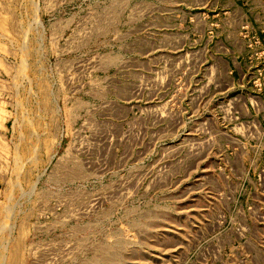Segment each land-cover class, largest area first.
<instances>
[{"label": "rangeland", "instance_id": "rangeland-1", "mask_svg": "<svg viewBox=\"0 0 264 264\" xmlns=\"http://www.w3.org/2000/svg\"><path fill=\"white\" fill-rule=\"evenodd\" d=\"M220 5L0 0V264H264V75L216 61Z\"/></svg>", "mask_w": 264, "mask_h": 264}, {"label": "crops", "instance_id": "crops-1", "mask_svg": "<svg viewBox=\"0 0 264 264\" xmlns=\"http://www.w3.org/2000/svg\"><path fill=\"white\" fill-rule=\"evenodd\" d=\"M219 8L220 29L213 49L216 61L236 77L238 85L243 84L246 73L264 75V0H226ZM252 37L258 44H252ZM252 84L264 89V77ZM262 89L259 94L264 104Z\"/></svg>", "mask_w": 264, "mask_h": 264}, {"label": "built area", "instance_id": "built-area-1", "mask_svg": "<svg viewBox=\"0 0 264 264\" xmlns=\"http://www.w3.org/2000/svg\"><path fill=\"white\" fill-rule=\"evenodd\" d=\"M252 44H258V40L256 37H252Z\"/></svg>", "mask_w": 264, "mask_h": 264}]
</instances>
